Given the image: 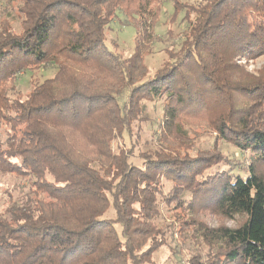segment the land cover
Returning a JSON list of instances; mask_svg holds the SVG:
<instances>
[{"label":"trees","instance_id":"obj_1","mask_svg":"<svg viewBox=\"0 0 264 264\" xmlns=\"http://www.w3.org/2000/svg\"><path fill=\"white\" fill-rule=\"evenodd\" d=\"M172 2L0 0V173L26 182L0 210V264H153L167 245L152 223L161 179L201 246L178 264H264V65L240 64L264 61V0ZM119 12L136 31L129 58L106 47ZM168 13L176 35H161ZM166 41L151 78L145 58ZM161 100L160 146L136 153V125ZM198 121L214 152L183 155ZM202 212L238 223L213 228Z\"/></svg>","mask_w":264,"mask_h":264},{"label":"rangeland","instance_id":"obj_2","mask_svg":"<svg viewBox=\"0 0 264 264\" xmlns=\"http://www.w3.org/2000/svg\"><path fill=\"white\" fill-rule=\"evenodd\" d=\"M164 11L166 8L173 4L171 1L174 0H164ZM191 3L199 2L200 0H188ZM159 4L153 5L154 9L157 10L159 8ZM170 13L166 16L163 14L160 16V32L163 35V32H166L167 29H171L174 31V34L178 33L179 29L176 26L170 25V19H168ZM122 14L119 12L117 14V18L111 24L110 28L106 30V47L109 51L115 52L123 58H129L133 55L135 50V36L136 31L132 26H126L125 21ZM175 27V28H174ZM173 35V38L174 36ZM164 38V37H163ZM164 39L168 40L166 37ZM171 44L166 42H158L153 47L152 55H148L145 58V63L148 67L149 77H154L156 71L160 68L162 62L166 60V53L164 50ZM170 47V46H169ZM241 65L244 66L245 72L249 74L256 75L258 71L263 67L264 61L262 59L256 60H242L240 62ZM50 75V73H49ZM30 76V75H29ZM34 79L37 78L39 81L42 80L41 74L39 72L34 73L32 76ZM29 80V79H28ZM27 86H19V89L22 91L27 90ZM162 100L157 101L154 104L147 105V120L143 121L136 125V129L140 127L141 131H137V135L134 136V142L139 140L136 143V153L141 151L147 150H154L160 145H158V139L161 135V128H159L160 123L163 118V107H162ZM191 126V125H189ZM188 131V135L190 134L192 140L190 145L180 147V145L175 141L171 144L172 148H181L186 149L184 150L183 155L188 154L195 157L198 155V151L201 150H208L214 152V145H215V137L214 131L209 129L205 121H198L196 125L190 129V127L186 128ZM126 144H129L127 141ZM191 144L195 147L191 148ZM162 146V145H161ZM164 147V146H162ZM222 149L227 156L230 158H235V160H240L241 163L245 161H250V153L239 151L235 149L233 146H229L227 144H219L217 146V150ZM166 149V148H165ZM192 150V151H190ZM217 153V151H216ZM234 160V162H236ZM137 162V160H135ZM238 163V162H237ZM248 165V163H247ZM243 164L238 165L236 168L238 170H242ZM224 166H222L223 168ZM226 170L229 167H225ZM246 177V175H244ZM161 185L158 187L160 188L161 194L157 199L158 204V213L156 219L152 220V223L156 227V231L161 234L162 238H166L167 245L163 246L153 257V264H178V258L186 261L190 259L192 255L196 252L200 253L201 246L195 242L194 240L190 239L193 238L192 233H186L182 230L179 231V223L178 216L176 218V212L172 210V207L176 205L178 199H185L180 195H176L175 190L172 182L161 179ZM26 186V182H24L21 178L9 176V175H2L0 173V210L4 206V204L8 203L9 196H16L18 194L19 188ZM184 196H186L184 194ZM194 219V218H193ZM197 221H201L202 223L210 226V227H235L238 222L235 221H227L221 219L220 217H216L212 213L202 212L196 217ZM189 238L190 240H188ZM195 238V237H194ZM174 252L177 254L175 257Z\"/></svg>","mask_w":264,"mask_h":264}]
</instances>
